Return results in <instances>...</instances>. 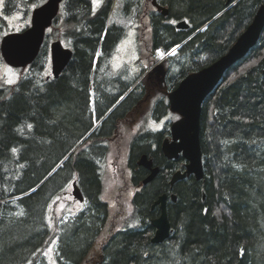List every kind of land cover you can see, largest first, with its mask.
Returning a JSON list of instances; mask_svg holds the SVG:
<instances>
[{
	"label": "trees",
	"instance_id": "obj_1",
	"mask_svg": "<svg viewBox=\"0 0 264 264\" xmlns=\"http://www.w3.org/2000/svg\"><path fill=\"white\" fill-rule=\"evenodd\" d=\"M157 1L169 8L168 16L157 11L152 0H124L122 7L131 25L141 24L142 14L148 18L142 29L149 31V40L141 45L147 43L151 54H166L219 14L164 59V87L169 92L188 74L224 55L264 4L238 0L223 11L226 0ZM115 4L64 0L31 64L32 73L15 83L0 80V264H52L44 249L53 242L56 264H178L177 256L189 258L184 264H259L257 258L264 255V33L203 102L202 179L191 175L168 188L172 174L186 168L182 156L170 160L163 155L161 144L169 128L133 136L131 181L138 184L139 175L148 173L135 164L143 153L153 157L160 173L133 197L132 220L124 219L102 199L103 166L123 120L150 94L142 77L144 66L133 76L131 67L118 73L112 69L111 60L129 30L112 20ZM172 19H187L191 26L177 29ZM54 37L73 55L58 78H47L44 60ZM75 179L88 199L84 211L69 217L51 212L52 200ZM172 191L178 195L168 207L173 241L151 244L150 205ZM135 218L142 222L135 225ZM126 220L132 223L125 226ZM166 245L175 246L158 253Z\"/></svg>",
	"mask_w": 264,
	"mask_h": 264
},
{
	"label": "water",
	"instance_id": "obj_2",
	"mask_svg": "<svg viewBox=\"0 0 264 264\" xmlns=\"http://www.w3.org/2000/svg\"><path fill=\"white\" fill-rule=\"evenodd\" d=\"M63 0H47L44 4L33 11L31 26L22 32L8 33L2 38L1 53L6 63L14 67H26L37 58L41 46L45 39L47 28H49L60 10ZM153 5L164 15L169 14V9L160 5L157 0H153ZM178 28H187L189 25L186 20L179 21ZM264 27V6H262L254 16V21L248 30L237 39L230 48V54L211 64L207 68L197 73L187 75L180 84L172 91L168 92L170 109L178 113L180 118L171 125V138H165L161 144L163 154L169 158H179L183 156L186 160V169L178 170L174 174L172 184L179 179L189 175H196L201 178L204 175L203 154L200 141V127L202 104L210 91L222 79L228 69L257 43ZM194 35V34H193ZM192 35V36H193ZM191 36V37H192ZM189 37L188 39H190ZM187 39V40H188ZM73 51L65 47L62 40L58 38L51 44L52 73L58 78L71 60ZM156 74V78L161 86L165 82L166 69L163 63L158 61L148 73V77ZM124 94L120 100L125 96ZM139 164L150 168L152 160L146 155H142ZM158 168L152 169L151 176L143 183L152 180ZM72 194L80 201L84 200L83 192L74 180ZM32 189L31 191H33ZM159 202L165 204L166 195L161 196ZM156 233L153 242H162L169 236L170 223L167 212H163L160 218L154 222Z\"/></svg>",
	"mask_w": 264,
	"mask_h": 264
},
{
	"label": "rangeland",
	"instance_id": "obj_3",
	"mask_svg": "<svg viewBox=\"0 0 264 264\" xmlns=\"http://www.w3.org/2000/svg\"><path fill=\"white\" fill-rule=\"evenodd\" d=\"M5 2L6 0H0V9L5 5ZM42 2H44V0H17L14 5V8H16L15 11L11 12L9 15L1 13L6 19L4 20L3 18H0V38L1 35L8 33V31L13 32L14 30L29 26L33 10L38 5L42 4ZM115 3L112 20L116 19L118 22H122L124 25L128 26L129 30L119 43L117 52L111 60L112 69L118 73L128 66L129 68L131 67L133 76L142 69V66H144L146 70L142 77H145L144 75L146 74L147 76L149 73L147 70L155 66L158 61L165 57V55L162 50H158L156 53L152 52L151 54L150 50L147 49V43L145 44V47L141 45V41L145 42L149 40V31L147 30V32H143L142 29V27L147 26L148 18L142 14L141 24L140 22H137L134 23V25H131V22L128 21L127 18L125 19L124 15H122V12H124L122 8L124 6V0H115ZM172 22L176 23L177 21L172 20ZM138 26L141 27L138 28ZM55 39L56 38L51 39L50 41ZM175 52H171L172 55H174ZM48 60L49 51H47L44 60L45 64L43 72L45 76L51 72V66L47 68ZM161 62H164L167 67L164 59ZM31 68L32 67H27L25 69L13 68L4 62L0 54V80H4L7 83H15L21 76L32 73ZM146 81L148 87H151V89L147 90L150 97L139 106V110L135 113L132 112L123 120L122 125L118 129V134H116V137H114L112 141L107 163L103 166L105 169L102 199L109 203L111 212H121L122 218L129 217L131 220L132 217L135 216V212H133L131 200L134 196V188H131L129 143L133 136L140 131L154 130L159 132L163 131L165 128H167V130L169 128L170 132L172 122L180 118L178 113H174L170 110L167 89L165 87L160 88L161 86L159 87L158 83L156 87L154 86L153 83L155 81L158 82L156 74L154 73L149 80L148 77H146ZM154 88H157V90L160 89V91L151 94L152 89ZM92 104H95L94 100H92ZM156 114H158V117H156ZM95 123H98V120H96ZM167 135L168 136L166 137H171V133ZM72 190L73 185L72 182H70L64 189L63 194L52 200L50 211H56L58 212V216L63 217H69L71 214L82 212L85 208V204H81L76 198H74ZM126 222L128 223H125V226L132 223V221L129 222L128 220H126ZM133 223L136 225L135 219L133 220ZM171 240L173 241V238H171ZM166 243L168 244L169 242ZM151 244L158 243L151 242ZM167 246L172 247L174 245H166L160 249L158 253L167 250ZM55 250L57 251V246L54 242L48 248L44 249L46 257L52 262V264L57 263V260L54 261L53 259ZM263 256L258 258L261 259V261H264ZM175 262L178 264H184L187 263L188 260L187 257L182 259L181 256H177Z\"/></svg>",
	"mask_w": 264,
	"mask_h": 264
},
{
	"label": "flooded vegetation",
	"instance_id": "obj_4",
	"mask_svg": "<svg viewBox=\"0 0 264 264\" xmlns=\"http://www.w3.org/2000/svg\"><path fill=\"white\" fill-rule=\"evenodd\" d=\"M17 1V0H16ZM46 0H44V2H45ZM238 0H232V5L231 6H233L236 2H237ZM44 2H42V3H44ZM226 7H225V9L223 10V11H225L226 9H228V8H230L231 6H227V0H226ZM14 5H15V1L14 0H6V2H5V5L0 9V18H3L4 20L6 19L4 16H2L1 15V13H3L4 15H9L11 12H13V11H15V9L16 8H14ZM31 20L30 21H32V16H31V18H30ZM187 20V19H186ZM31 23V22H30ZM24 28H22V29H18V30H14V31H22ZM51 31V28H49L48 29V31ZM50 31L49 32H47V37H48V34L50 33ZM11 32V31H10ZM8 33H9V31H8ZM5 34H3V35H1V38H0V41H1V39H2V37L4 36ZM52 39H54V38H52ZM51 40V39H50ZM53 41V40H52ZM52 41H50V43L48 44V51H49V60H48V63H47V68L49 67V66H51V48H50V45H51V43H52ZM29 67H31V66H29ZM28 67V68H29ZM46 69V68H45ZM47 70V69H46ZM50 71H51V69H50ZM52 76V72H50L49 74H47V76ZM159 84V82H154L153 84H154V86L156 87V85H158ZM161 85L159 84V87H160ZM160 88H162V86L160 87ZM149 89H151V87L149 88ZM157 91H160V89H158L157 90V88H154V89H152V92H151V94L152 93H155V92H157ZM104 120V119H103ZM102 120V121H103ZM101 121V122H102ZM96 128V127H95ZM152 142V141H151ZM153 143V145L155 144L154 143V141L152 142ZM144 155H147L149 158H151L152 160H153V157L152 156H150L148 153H143ZM143 154H141L137 159H136V161H135V164H136V166L137 167H143V168H145L147 171H148V173H143V174H140L139 175V177H142L141 178V182L140 183H138V184H135V182H133V181H131V188H134V196L136 195V193L137 192H141L142 191V189H143V187L145 186V185H147V184H143V181L148 177V175L150 174V170L148 169V168H146V167H144L143 165H140L139 164V160H140V158H141V156L143 155ZM164 155V154H163ZM165 156V155H164ZM166 157V156H165ZM167 158V157H166ZM154 163V162H153ZM186 163H187V161H186ZM154 166H156L155 164H154ZM130 171H131V169H130ZM177 171V170H176ZM160 173V172H159ZM158 173V174H159ZM175 173V172H174ZM173 173V174H174ZM173 174H172V176H173ZM131 176H132V172H131ZM172 176L169 178V180H168V188H170V189H172L178 182H180V181H182V180H184V179H182V180H179V181H177L176 183H174L173 185L171 184V179H172ZM156 178V177H155ZM154 178V179H155ZM131 179H133V178H131ZM153 179V180H154ZM153 180L151 181V182H153ZM150 183V182H149ZM164 194H167V212H168V219H169V222H170V226H171V230H170V232H171V234H170V241H171V238H173V236H174V226H173V222L171 221V217L169 216L170 214H169V210H168V207H169V204L170 203H175V202H177L178 201V195H177V193L176 192H174V191H172V192H170V193H164ZM173 194H175V195H177V200L176 201H173V199H172V195ZM163 195V194H162ZM133 196V197H134ZM161 196V195H160ZM160 196H157V198L156 199H154V201L151 203V205H150V211H153L154 212V216H152L151 218H150V222H151V226H152V230H150V233L152 232V235H151V237H150V240L152 241V238L155 236V233H156V228L152 225V221L154 220V219H156V218H158L159 216H160V214H161V206H160V204H155V202L157 201V199L160 197ZM84 197H85V199H84V201L83 202H80L81 204H85L86 203V201L88 200L87 199V197L85 196V194H84ZM133 197H132V202H133ZM132 205H133V203H132ZM133 209H134V206H133ZM82 211H84V209L82 210ZM158 211V212H157ZM139 220L142 222V220H141V218L140 219H138V218H135V221H136V224L139 222ZM142 224V223H141ZM141 224H139V226L141 225ZM169 240V239H168ZM168 240H164V241H162V242H159V243H163V242H168ZM153 242V241H152ZM156 243V242H155ZM158 243V244H159Z\"/></svg>",
	"mask_w": 264,
	"mask_h": 264
},
{
	"label": "bare ground",
	"instance_id": "obj_5",
	"mask_svg": "<svg viewBox=\"0 0 264 264\" xmlns=\"http://www.w3.org/2000/svg\"><path fill=\"white\" fill-rule=\"evenodd\" d=\"M261 2H262V1H261ZM257 3H258V2H257ZM231 5H232V0H227V6H231ZM262 6H264V4H261V5L258 7L257 11H258ZM60 8H61V6H60ZM257 11H256V13H257ZM256 13H255V14H256ZM218 16H219V14L216 15L213 19L217 18ZM254 16H255V15H254ZM213 19H212V20H213ZM180 20H181V19H180ZM184 20H186V19H184ZM212 20H211V21H212ZM174 21H175V20H174ZM176 21H178V20H176ZM211 21L206 22V24H204L203 26H201L200 28H198V29L196 30L195 34H196L197 32H199V31L205 29ZM253 21H254V17H253L252 21L250 22V24H249L248 26H246V28L244 29V31H243L240 35H243V34L248 30V28H249L250 25L253 23ZM186 22H187V24L189 25L187 28H178L176 25H175V26H176L177 29L186 30V29H188V28L191 26L190 23H189L187 20H186ZM227 24H228V23H227ZM263 33H264V27L262 28V31H261V34H260V38H261V36H262ZM195 34H194V35H195ZM192 35H193V33H192L190 36H192ZM194 35H193V36H194ZM240 35H239V37H240ZM190 36H189V37H190ZM193 36H192V37H193ZM223 36H224V35H223ZM192 37H191V38H192ZM239 37H238V38H239ZM187 38H188V37H187ZM191 38H190V39H191ZM238 38H237V39H238ZM260 38H259V40H260ZM188 40H189V39H188ZM188 40H184V41L181 42L180 44L183 45V44H184L185 42H187ZM259 40H258V41H259ZM236 41H237V40H236ZM236 41H235V42H236ZM258 41H257V43H258ZM257 43H256V44H257ZM180 44L175 45L174 47H172L171 50H169L166 54H164L165 57L162 58V59L160 60V62L163 61V59H165L167 56L172 55V53H174L175 51L177 52V50L179 49V45H180ZM234 44H235V43H234ZM234 44H233V45H234ZM256 44H255V45H256ZM233 45H232V46H233ZM255 45H254V46H255ZM232 46H231V47H232ZM254 46H253V47H254ZM231 47H230V48H231ZM253 47H252V48H253ZM252 48H251V49H252ZM251 49H250V50H251ZM229 50H230V49H229ZM229 50L225 53L226 55H227L228 52L231 51V50H230V51H229ZM250 50H249V51H250ZM249 51H248V52H249ZM171 52H172V53H171ZM176 52H175V53H176ZM248 52H247V53H248ZM247 53H246V54H247ZM225 54L222 55L219 59H217V60L214 61L213 63L217 62L218 60H220L221 58H223L224 56H226ZM228 54H230V53H228ZM245 56H247V55H245ZM245 56H243L242 58H244ZM242 58H241V59H242ZM241 59H239L238 61H240ZM238 61H237V62H238ZM161 63L164 64V62H161ZM213 63H211V64H213ZM211 64H210V65H211ZM234 64H235V63H234ZM234 64H233V65H234ZM164 65H165V64H164ZM210 65H208V66H210ZM233 65H232V66H233ZM208 66H206V67H204V68H202V69H199V70H197V71H193L192 73L200 72V71H202L203 69L207 68ZM263 72H264V70H263ZM190 74H191V73H190ZM188 75H189V74H188ZM222 78H223V77H222ZM221 80H222V79H221ZM221 80H220V81H221ZM220 81H219V82L217 83V85H216V86L210 91V93L207 95V97H208V96L214 91V89L218 86V84L220 83ZM179 84H180V83H179ZM132 89H133V88H132ZM207 97H206V98H207ZM206 98H205V99H206ZM205 99H204V101H205ZM204 101H203V102H204ZM202 108H203V104H202ZM94 129H95V126H94V128H93V129H92V130H91V131H90V132H89V133H88V134H87V135H86V136H85V137H84L79 143H78V145H80V144H81V143H82V142H83V141H84V140L90 135V133L94 131ZM78 145H77V146H78ZM71 152H73V151H71ZM146 156H147V155H146ZM66 158H67V157H66ZM66 158H65V159H66ZM147 158H148L149 160H152V159L149 158L148 156H147ZM65 159H64V160H65ZM64 160H62L61 163H59V165H58V166H57V167H56V168H55V169H54V170L48 175V177H49V176H50V175H51V174H52V173H53V172H54V171H55V170H56V169H57V168L63 163ZM170 160H171V159H170ZM185 160H186V159H185ZM186 161H187V160H186ZM140 165H142V164H140ZM143 166H144V165H143ZM144 167H146V166H144ZM146 168H147V167H146ZM154 168H158V172H157L156 175L154 176V178H155V177L158 175V173L160 172V167H159V166H154V163H153V160H152V166H151L150 168H148V169L150 170V174L148 175V177H147L145 180H147V179L151 176V174H152V169H154ZM168 169H169V168H168ZM203 169H204V168H203ZM175 173H176V172H175ZM175 173H174V174H175ZM174 174H173V176H172L171 181L173 180ZM192 175H194V174H192ZM189 176H191V175H189ZM189 176H187V177H189ZM194 176L196 177V175H194ZM203 176H204V175H203ZM187 177H185V178H187ZM154 178H153V179H154ZM185 178H183V179H185ZM202 178H203V177H201V178H197V177H196V179H198V180H199V179H202ZM153 179H152V180H153ZM145 180H144V181H145ZM152 180L148 181L147 183L151 182ZM168 180H169V179H168ZM179 180H182V179H179ZM179 180H178V181H179ZM144 181H143V182H144ZM147 183H145V184H147ZM175 183H176V182H175ZM143 184H144V183H143ZM171 184H172V182H171ZM173 184H174V183H173ZM173 184H172V185H173ZM35 189H36V188H35ZM35 189H34V190H35ZM34 190H33V191H34ZM165 195H166V202H165V204H162L161 202H159V199H160L161 196H165ZM161 196H160V197L157 199V201L155 202V204H160V206H161V214H160V216H159L158 218L161 217V215L163 214V212H167V194H163V195H161ZM203 197H205V195H204ZM172 199H173V201H176V200H177V195L173 194V195H172ZM83 201H84V200H83ZM83 201H80V202H83ZM185 203H186V202H185ZM148 204H149V202H148ZM167 215H168V212H167ZM158 218H156V219H158ZM156 219H154V220L152 221V225H153V226H154V222L156 221ZM169 223H170V222H169ZM170 230H171V226H170ZM170 234H171V232H169V236H168L167 239H165V240H168V238H170ZM180 235H181V234H180ZM180 235L178 234V236H180ZM153 238H154V237H153ZM177 239H178V238H177ZM177 241H179V239H178ZM151 242H152V241H151ZM168 242H170V239H169ZM153 243H155V242H153ZM156 243H157V242H156ZM158 243H159V242H158ZM177 243H178V242H177ZM174 244H175V243H174ZM174 246H175V245H174ZM185 247H186V246H185ZM151 249H152V248H151ZM149 250H150V249H149ZM151 251H152V250H151ZM197 255H198V254H197ZM187 260L189 261V258H187ZM257 260H258L259 262L261 261V259H259V258H257ZM260 264H261V263H260Z\"/></svg>",
	"mask_w": 264,
	"mask_h": 264
},
{
	"label": "snow or ice",
	"instance_id": "obj_6",
	"mask_svg": "<svg viewBox=\"0 0 264 264\" xmlns=\"http://www.w3.org/2000/svg\"><path fill=\"white\" fill-rule=\"evenodd\" d=\"M96 2H98V0H94V3H96ZM29 127H31V126L29 125ZM13 151H15V150H13Z\"/></svg>",
	"mask_w": 264,
	"mask_h": 264
}]
</instances>
